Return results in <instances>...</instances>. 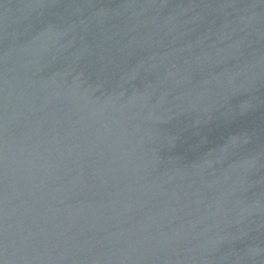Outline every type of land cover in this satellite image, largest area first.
Instances as JSON below:
<instances>
[{
	"label": "water",
	"instance_id": "obj_1",
	"mask_svg": "<svg viewBox=\"0 0 264 264\" xmlns=\"http://www.w3.org/2000/svg\"><path fill=\"white\" fill-rule=\"evenodd\" d=\"M0 264H264V0H0Z\"/></svg>",
	"mask_w": 264,
	"mask_h": 264
}]
</instances>
